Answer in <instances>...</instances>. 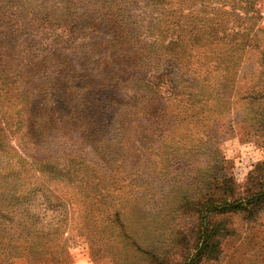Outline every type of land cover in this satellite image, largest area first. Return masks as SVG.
Returning <instances> with one entry per match:
<instances>
[{
	"label": "rangeland",
	"instance_id": "1",
	"mask_svg": "<svg viewBox=\"0 0 264 264\" xmlns=\"http://www.w3.org/2000/svg\"><path fill=\"white\" fill-rule=\"evenodd\" d=\"M0 83L29 142L0 176L71 173L10 208L29 219L0 264H180L173 225L198 217L219 225L199 264H264V0H0ZM214 185L243 210L180 216Z\"/></svg>",
	"mask_w": 264,
	"mask_h": 264
},
{
	"label": "trees",
	"instance_id": "2",
	"mask_svg": "<svg viewBox=\"0 0 264 264\" xmlns=\"http://www.w3.org/2000/svg\"><path fill=\"white\" fill-rule=\"evenodd\" d=\"M12 98L11 88L6 83H0V155L8 154L10 152H12L11 155H17L19 151L18 146L19 148H22L23 152L26 154V148L21 144V141L25 143V140L20 134V129L23 125L22 114L20 113V111H18L14 114L8 115L7 111L4 109L5 102H9ZM28 135L30 136L29 133ZM28 135L26 133L25 136L28 137ZM12 140H18V144H16L15 147L10 144V141ZM28 143L29 142H26L24 145H28ZM23 160L26 161V159ZM31 160V169L33 171H37V173L33 176L29 175V170L25 165H21L22 167L20 165L15 167L17 171L8 172L6 173L7 176H0V213L7 212L6 214L0 215V243L9 242L14 238L23 236L24 234L22 230H24L25 228V221L29 219L27 218L28 214H9L11 211L10 208L13 205L19 204L22 207L28 206V204L36 201V198L37 201L34 203V205L37 207H42V204H44L47 199L44 201H39V197H34L33 199L28 198V196L33 193V191H35L33 190L34 188H36L37 193H39L42 189H45L46 185L49 183L52 184L53 189L55 190L57 188V184L60 183V181L58 180L62 178H65L66 182L68 181V183L71 182L70 170H68L65 174H62V168L59 167V165L55 164L53 161H41L37 158H31ZM216 167L217 164L213 165L211 168L214 169ZM215 172H217V169L215 170ZM209 175L213 180H216V175ZM32 177L35 178V181L33 182H31ZM220 178L223 177L220 176ZM228 179L229 178L224 179L223 182L231 185V182ZM199 180L201 182H205L207 186H210L211 184L207 181L208 179L205 180V177L203 175L199 177ZM27 181L29 186L26 185ZM16 182L21 183L15 184ZM54 190L50 191V198H48L50 199V201L53 200V197L54 199H57L53 195L55 193ZM216 190L217 189L214 185V187L212 188V193H210L209 197H205L194 204H191L192 201L190 200V194L183 193L182 195H180V216L183 217V215H185L186 211H188L189 207H191L190 205H195L194 213H197L198 215L201 212L202 207L206 205H214V207H212L209 212L215 213H219V210L231 213H236V211L243 210L242 205L234 204L235 201H233V205L229 206L228 209L221 208V205L219 206L220 201H218V199L215 200L212 197L215 196ZM230 190H232L231 187L229 188V192H231ZM30 196L33 197L32 195ZM244 206H246V204ZM198 219L199 220L196 228H185V219H182L177 225H173V241L175 244H177V247H179L180 258H183V261L180 264H199L203 260L216 258V255L214 254L216 246L218 244L216 235L219 225L212 221V227L210 228L209 232H207L206 230L199 227L200 222H202V217H198ZM203 219H206V217H203ZM208 220H210V218ZM175 221V219L170 218V220H168V223H175ZM208 225L210 226V223L207 224V226ZM19 228H21L22 230H19ZM194 235V244H191L190 241ZM154 250H156V248ZM191 250H196V252L191 255V253H189ZM158 264H161V261Z\"/></svg>",
	"mask_w": 264,
	"mask_h": 264
}]
</instances>
